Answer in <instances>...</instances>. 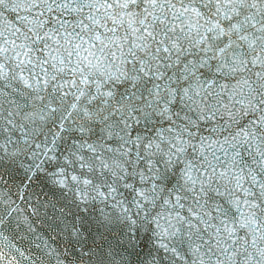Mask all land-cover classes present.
I'll list each match as a JSON object with an SVG mask.
<instances>
[{"label":"snow or ice","instance_id":"6c2138e0","mask_svg":"<svg viewBox=\"0 0 264 264\" xmlns=\"http://www.w3.org/2000/svg\"><path fill=\"white\" fill-rule=\"evenodd\" d=\"M0 264H264V0H0Z\"/></svg>","mask_w":264,"mask_h":264}]
</instances>
